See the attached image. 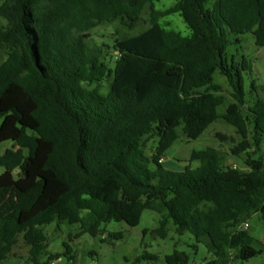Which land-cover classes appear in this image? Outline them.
Segmentation results:
<instances>
[{"label": "trees", "instance_id": "16d2710c", "mask_svg": "<svg viewBox=\"0 0 264 264\" xmlns=\"http://www.w3.org/2000/svg\"><path fill=\"white\" fill-rule=\"evenodd\" d=\"M208 2L177 0L159 10L155 0L0 1V48L8 50L0 59V151L11 142L0 154V264L20 235L30 264H53L62 254L40 257L44 226L55 221L82 223L96 237L112 220L138 225L146 209L160 214L154 231L161 237L171 222L205 243L214 254L209 264L262 253L244 225L255 213L264 219V157L256 156L264 97L244 108L251 64L229 62L227 49L232 34L248 32L264 46V0ZM146 7L147 29L113 44L93 38L95 28L116 20L133 28ZM175 13L190 35L162 24ZM217 71L234 88L222 115ZM220 117L242 137L230 153L247 170L226 165V152L213 147L192 152L195 168L164 166L179 128L194 140ZM149 137L158 140L152 155L144 149ZM166 262L189 258L175 250Z\"/></svg>", "mask_w": 264, "mask_h": 264}, {"label": "rangeland", "instance_id": "374dc122", "mask_svg": "<svg viewBox=\"0 0 264 264\" xmlns=\"http://www.w3.org/2000/svg\"><path fill=\"white\" fill-rule=\"evenodd\" d=\"M176 1L155 0V6L159 10H164L174 5ZM214 2L215 0H209L208 8H211ZM161 22L166 28L175 29L185 36L191 34V30L179 13L172 14ZM149 26L150 10L146 7L140 21L133 28L121 20H116L98 26L91 33L98 43L113 44L116 37L136 35ZM231 38L232 43L227 49L229 62L233 59L236 62L247 59L251 64L250 70L243 73L247 99V105L244 108H246L252 105L258 96L264 97L262 89L264 86V46L256 45L255 36L251 32L232 34ZM7 52L6 47L0 48L1 60L6 57ZM114 62L115 60L111 62L112 66H115ZM214 82L221 86L219 94L225 98L224 103L218 107V113L222 115L228 105L235 101L234 88L228 78L219 71L214 74ZM217 133L225 134L233 139L224 141L217 136ZM178 134L179 138L164 154L163 161L166 168L183 170L189 164L195 168L200 165V162H191L192 152L213 147L226 152L228 157L226 165L236 164L240 169H248L240 158L230 153L231 147L238 144L242 137L238 134L237 128L222 117L213 122L197 139H187L181 128ZM144 143L146 153L152 155L158 145L157 138H146ZM10 146V141L4 142L0 154ZM253 151L254 148H251L250 152ZM259 155L264 157V139L261 143V150L256 156ZM4 171L5 168L0 167V174ZM160 218L159 213L146 209L138 225L130 226L124 221L112 220L100 226V233L96 237L86 232L82 223L70 224L67 221H55L44 226L47 247L40 258L45 260L49 255L58 253L62 256L56 258L55 264H167L166 256L178 250L188 255L189 264H209L214 259V254L209 251L205 243H198L194 235L189 232L178 234L171 222L168 225L166 237L158 235L154 230L159 227ZM246 223L253 244L257 249H262V253L250 259L234 258L229 264H264V219L260 213H255L245 220ZM119 234L122 236L118 237ZM65 244L71 247L69 254H66ZM29 249L23 235H20L18 244L3 264H30ZM148 254L155 255L157 258H146Z\"/></svg>", "mask_w": 264, "mask_h": 264}, {"label": "built area", "instance_id": "2783aa9c", "mask_svg": "<svg viewBox=\"0 0 264 264\" xmlns=\"http://www.w3.org/2000/svg\"><path fill=\"white\" fill-rule=\"evenodd\" d=\"M233 167H234V168H236V167H237V165H236V164H234V165H233ZM244 228H248V224H247V223L244 225ZM53 264H55V262H54Z\"/></svg>", "mask_w": 264, "mask_h": 264}, {"label": "water", "instance_id": "95a60500", "mask_svg": "<svg viewBox=\"0 0 264 264\" xmlns=\"http://www.w3.org/2000/svg\"><path fill=\"white\" fill-rule=\"evenodd\" d=\"M20 171H21L20 169L16 170V172H20Z\"/></svg>", "mask_w": 264, "mask_h": 264}, {"label": "crops", "instance_id": "0c3cea01", "mask_svg": "<svg viewBox=\"0 0 264 264\" xmlns=\"http://www.w3.org/2000/svg\"><path fill=\"white\" fill-rule=\"evenodd\" d=\"M163 164H164V161H163Z\"/></svg>", "mask_w": 264, "mask_h": 264}]
</instances>
